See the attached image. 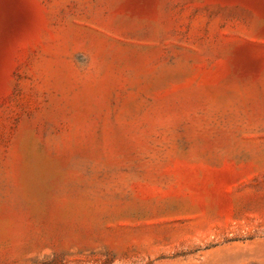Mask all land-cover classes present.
I'll return each instance as SVG.
<instances>
[{"label": "rangeland", "instance_id": "374dc122", "mask_svg": "<svg viewBox=\"0 0 264 264\" xmlns=\"http://www.w3.org/2000/svg\"><path fill=\"white\" fill-rule=\"evenodd\" d=\"M0 264H264V0H0Z\"/></svg>", "mask_w": 264, "mask_h": 264}, {"label": "bare ground", "instance_id": "6f19581e", "mask_svg": "<svg viewBox=\"0 0 264 264\" xmlns=\"http://www.w3.org/2000/svg\"><path fill=\"white\" fill-rule=\"evenodd\" d=\"M9 25V24H8Z\"/></svg>", "mask_w": 264, "mask_h": 264}]
</instances>
